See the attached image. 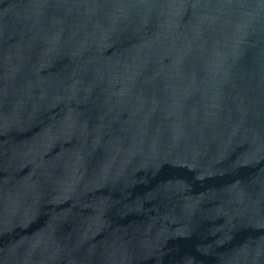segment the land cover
<instances>
[{
	"label": "water",
	"instance_id": "obj_1",
	"mask_svg": "<svg viewBox=\"0 0 264 264\" xmlns=\"http://www.w3.org/2000/svg\"><path fill=\"white\" fill-rule=\"evenodd\" d=\"M0 264H264V0H0Z\"/></svg>",
	"mask_w": 264,
	"mask_h": 264
}]
</instances>
